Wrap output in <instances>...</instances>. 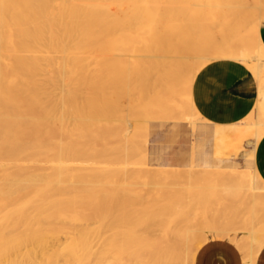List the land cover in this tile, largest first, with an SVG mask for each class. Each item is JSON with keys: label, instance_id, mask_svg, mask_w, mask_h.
Masks as SVG:
<instances>
[{"label": "bare ground", "instance_id": "bare-ground-1", "mask_svg": "<svg viewBox=\"0 0 264 264\" xmlns=\"http://www.w3.org/2000/svg\"><path fill=\"white\" fill-rule=\"evenodd\" d=\"M164 1L0 0V264H24L26 258L34 259L28 261V264H34L40 261H50L57 258L58 255L63 257L65 264H78L79 258L73 252L64 255L57 250V243L60 245L61 239L65 244L75 245L76 241L87 237L91 231H96L100 234L98 237H101L103 227L106 231L119 233L124 230L126 233V231L142 224L145 218L153 219L155 225L158 223L156 220L160 215H158L159 211L155 214L156 209H159H155L157 207L155 200L152 202L154 203V208H152L155 209L153 213H151L153 211L150 209L151 205L150 207L144 206L143 203L137 207V204L130 198L133 189L130 190L125 182H117L118 179L113 181L114 179L111 178V180L110 175H105L101 170H93V172L88 170L90 164V166L101 165L103 162L107 165L103 164V166L110 169L109 166L113 163H109L112 160L111 157L118 155L121 147L117 148L118 145H113L118 143L117 139L116 141H114L115 139L110 140L115 137L116 133H113L112 129L116 124L121 126L120 122L125 123V129L122 125L123 129L120 130L125 132L123 135L125 140L129 141V138L133 136H130L134 129L133 119L125 120L122 117L125 121L119 120L112 114V110H114L112 107L121 108L125 103L121 99L126 97L125 95H129L128 91H132L133 87L136 88L137 93L140 92L143 95L138 94L137 98L141 96L142 101L143 97L146 101L150 97L156 99L166 115L178 112L181 117L180 121L186 122L194 132L197 122L202 121V118L194 108L191 90L195 76L203 67L219 59L227 60L235 57L234 60L250 68L256 81H259L264 73V46L259 37V21L264 11V0H252V2L248 0H207L203 3L193 4V8L199 9L201 16L208 17L210 21L226 23L229 27L232 23L237 26L239 24L240 28L238 29H231L232 27L227 29L228 25H226L224 30L223 26L225 25L217 26L222 31L221 36L217 34V42L213 39L214 45L204 37V39H200L198 30L195 32L196 29H190V25L196 17H190V11L193 12V9L189 4L185 5L186 13L182 12L179 16L175 12L164 15L158 12ZM169 1L176 2V0ZM150 7L157 10L155 15L149 16L143 13L152 11ZM247 15L256 21L253 31L254 40L252 38L251 41L257 48H253L251 42H245L248 37L246 39L243 37L246 31L247 34L252 31L247 30L248 24H243L247 27L245 30V27L242 28L240 24L245 17H249ZM191 18L193 19L192 23L188 25L189 27L185 26L188 24L187 20ZM171 19L172 21H170ZM175 20L179 21L177 25L176 22H173ZM184 21L187 22L185 25H183ZM198 21L200 22L199 19ZM172 23L176 26L173 29L170 26ZM194 25L192 24V26ZM2 32L4 36H1ZM121 37H127L129 40L133 37L134 39L138 38L140 40H133L137 44L139 41L148 39L146 44L142 42V47L138 48L139 45L134 47L136 50L134 49L131 54L128 51L131 49L126 45V42L123 44L128 47L126 48L128 52L125 51L132 58L130 67L122 71L125 75L127 72L129 73L124 78L119 76L123 69L119 70L117 67L121 66L125 53L121 55L119 47L116 48V45L112 43L117 39L120 42ZM234 39H240L237 41L240 45L244 42L241 47L246 49L242 54V48L238 47L241 49L238 51V56H240L237 58L235 56L237 47H234L235 53L233 52L232 57L227 55V52L223 53L225 52L223 47L227 46V43L233 46L234 43H230V41H234ZM219 41L223 43L219 44ZM140 42L139 44H141ZM126 58L123 60L125 61ZM65 75H68L69 83L66 82L67 79H64ZM57 76L61 77L59 83ZM67 83L73 89L69 86L65 89ZM61 86L63 90L59 88ZM131 95H135V92ZM186 99L188 100L187 106H183V101ZM151 101L149 100L148 104L144 103V106L139 98L137 103H141L143 108L148 106V111L151 109L149 106ZM121 102L119 107L118 104ZM135 102H131L132 106L138 105ZM136 106V109L138 106L140 107V105ZM139 107L138 110H140ZM131 109L132 107L129 110L130 115ZM121 111L123 112L122 108ZM186 111L188 113L191 111V114L186 116ZM254 112L256 113L254 121L257 126L253 127L254 121L252 122L249 116L245 120L255 131L253 142L247 141L248 146H251L252 143L256 145L264 134V115L261 114L258 106L255 107ZM117 113L119 116H115L121 118L119 109ZM250 114L251 117H254L252 112ZM137 117L139 116L137 115ZM139 128L138 130H140ZM135 132L137 134V130ZM137 136L139 137V134ZM119 143L121 144V142ZM132 144H136V141ZM135 146L131 147L134 151L137 150ZM125 153L127 154V152ZM129 153L128 155L135 158L134 154ZM130 156L126 155L128 158ZM131 160L132 158H129V161ZM101 161L103 162L101 163ZM116 161L120 163L121 160ZM132 162L136 163V161ZM121 163L123 162L121 161ZM116 166L115 168H117ZM118 166L120 165L118 164ZM126 166L129 167V165ZM126 166L123 167L128 171ZM135 166L133 169L139 173L137 170H140L141 167L134 168ZM190 166L185 173L188 179L198 175L201 177V175L219 174L222 178H227L225 181H228L229 185L226 182L224 184L229 187H231L230 182L236 184L237 180L245 179L246 186L243 189L249 195L250 202L248 201V204L253 208L259 207L258 210L261 212L262 209L264 213V182L255 169H249V171L224 169L212 172L210 169L197 170L194 165ZM112 168L114 169L113 165H111ZM166 169L167 167L159 166L158 170L153 173L165 174ZM107 171L109 172V170ZM120 171L113 170L111 172L120 175ZM159 178L158 182L162 179ZM165 181L167 182V180ZM241 181L239 184L244 185ZM143 185L141 183L142 187ZM147 185L149 184L146 183ZM233 189L235 188L233 187ZM233 189L232 191H234ZM225 190L228 189L225 188ZM165 201L167 200L165 199ZM187 205L189 204L187 203ZM129 208L130 211L127 212ZM180 209L179 207V211ZM142 210H145L144 215L140 213ZM191 210L193 211V209ZM168 211L167 215L172 210L169 213ZM192 211H188L190 215ZM260 212L258 211V213ZM188 214L183 216L187 218ZM263 216L255 218L251 224L249 232H247L250 240L246 241L248 243L245 246L243 245L244 250L238 246L243 251L242 264H256V259L264 247L261 239L258 238L260 235L257 228L263 223ZM185 217L184 219L187 220L188 218ZM189 220L190 218L184 222L190 225ZM78 223L82 227L74 225H78ZM162 223L163 229L164 219ZM186 224L183 228L186 227ZM213 225L215 224L213 223ZM72 226L78 228H72ZM156 226L158 227V224ZM190 226L187 229L177 230L174 239L166 240V249L160 252L150 253L151 240L148 237H140L135 240L123 238L122 245L132 242L133 246L128 248V258L130 259L128 264H171L175 260L191 259L205 243L203 240L200 241V237L203 238L206 234L201 233V235L199 232L197 234V229ZM159 227L161 228V226ZM210 228H212L211 225ZM189 234L192 235L193 245L196 241L195 238L199 235V244L196 247L193 246L196 251H192L193 247L186 244ZM228 234L229 231L224 230L215 237L219 239L222 236L223 240V237H228ZM231 241L233 243V240ZM114 244L116 248L101 247L94 255V264L110 263V259L119 260L117 255L123 252L122 248L117 247L121 246L119 237L114 240ZM184 247L187 250L184 251ZM112 253L114 256L110 258ZM136 257L139 262L135 261ZM151 261L154 263H150Z\"/></svg>", "mask_w": 264, "mask_h": 264}, {"label": "rangeland", "instance_id": "rangeland-1", "mask_svg": "<svg viewBox=\"0 0 264 264\" xmlns=\"http://www.w3.org/2000/svg\"><path fill=\"white\" fill-rule=\"evenodd\" d=\"M179 1L180 0H176V2H174V1L173 2L169 1L168 2V0L167 1L165 0L164 3H162L161 6L159 7L161 10H158V12H160V13H162L164 15H169L171 12H175L179 16V15L182 14V12H185V13L187 12V10L185 9V5L189 4L190 8L193 9L192 10L193 12L190 11V17H192V18L196 17V18H194V22L193 23L191 22L193 20L192 18L187 20L188 21L187 25H185L187 23V22L185 23V21H186L185 20L183 22V25L188 26L191 23L193 25L195 24L196 26L195 25L192 26V24H191L190 25V29L191 28H192V30L196 29L195 32L198 30L197 33H198V37H200V39H202L204 37L205 40L208 39L207 41L214 45V41L217 42L218 35L220 34V36H221V31L222 30H219L220 28L218 29V27L225 25V26H223V29L225 30V27L228 24H226V23L222 24V22L220 23L219 21H215V20L210 21V20H208L209 19L208 17L206 18V17L201 16V12H200L199 9L193 8V4L203 3V2H206L207 0H191L192 4H190L191 1L187 2V0H182L181 3H178ZM248 1L252 2V0H248ZM168 5L170 6V8H169ZM187 7H189V6H187ZM182 8H184V9H182ZM150 9L152 11H147L148 13H146V11H145L143 13L145 15L148 14L149 16L151 14L155 15V13H157L156 9L153 8L154 9L153 10L151 7H150ZM149 12H151V13H149ZM198 13H200V14L198 15ZM197 16H198V19L200 20V22L198 21ZM247 16H249V15H247ZM246 18L247 17H245L243 19L244 22L247 21L246 23L241 21V23H240L241 27L242 28L245 27L244 30L248 27L247 30L248 31L252 30L251 32H252L253 35L251 34V32L249 34H247V31L245 32L243 30L242 32L243 33L245 32L244 33L245 36L243 34V37H245L244 39H246V37H248L245 40V42L249 41V42L252 43L253 41H251V39L253 38V40H254V32L253 31H254V28L256 27L255 26L256 21L251 16L248 17L249 19L248 18L246 19ZM196 20L198 21V23H196L197 22ZM170 21H172V19ZM173 22L174 23L176 22L175 23L176 25H177V22L179 23L178 20H175ZM263 23H264V21L261 22V25ZM216 24H219V25H216ZM243 24L244 25L248 24V25L246 27ZM170 26L173 29L175 25H173V23H172V24H170ZM213 28H215V29H213ZM230 28L231 29H238L240 27H239V24L237 26V24H235V23L233 24L232 23L230 25V27H229V25L227 27V29H230ZM204 30H205V32H204ZM199 32H201V33L199 34ZM246 34H247V36H246ZM1 36H4L3 32L1 34ZM220 36H219V38H220ZM121 38H120L122 40V41L120 40L121 43L119 42V39H117L116 41H112V43H114L116 45V48L119 47L118 49H119V52L121 53V55H123L125 53V55H123L125 57L122 56L123 58H122L121 66L117 67V68H119V70H120V68L123 69V70H121V72L119 71L120 72L119 76L124 78L125 76H127L128 72L126 71L127 73L125 75V73H122V71L127 70V68L130 67V65H131L130 63L132 61L131 60L132 58L130 57L131 55L129 56L127 52L129 51V54L133 53V51H134V49L136 48L137 45H139L138 48L142 47L141 45L146 44L148 39L145 38L147 41H143L141 39L142 41L141 42L139 41L141 44H139V42L137 44L133 40H135V39L137 41L140 40L138 38L134 39V37H133V38H130V40L127 37L126 38L125 37H121ZM213 39H214V41H213ZM237 41H240V39L239 40L234 39V41L231 40L230 43H234L233 46L231 44L227 43L228 45L223 47V51H225V52H223V51L222 52L223 53L227 52L226 54L232 57L233 54L235 53L234 51L236 50L238 52L242 48L241 45L244 43L243 42L240 45ZM241 41H244V40H241ZM125 42H126V45L129 47V49H131V50H128V51L126 50V48H128V47H126V45H123V44H125ZM142 42H143V44H142ZM219 42H220L219 44H221L222 41H219ZM132 44H134V45H132ZM254 46H255V44H253V48H257V47H254ZM132 47H133V49H132ZM227 47H229L228 48L229 50L227 49ZM230 47H231V51H230ZM234 47H237V48L241 47V48H238V49L235 48V50H234ZM224 48H226V49H224ZM243 48L241 49V52L246 50V49H243ZM228 52H230V53H228ZM237 52L235 53L236 58L240 56V55L238 56L239 52L238 53ZM244 53L245 52H243L242 54H244ZM126 57H128V58H126ZM125 58H126V60L124 61L123 59H125ZM233 58H235V57H232V58L227 59V60H234ZM219 60H226V59H219ZM126 61H128V62H126ZM234 61H236V60H234ZM125 64H127V65L124 66ZM247 69L251 72L250 68H247ZM251 74H252V72H251ZM60 78L61 77H58V83L60 81ZM64 79H67L66 82H68L70 80V79H68V75H65ZM195 80H196V78H195ZM64 82H65V80H64ZM122 82H125V81H122ZM68 83L66 84L65 89H67L66 87L69 86ZM122 84H120V85H122ZM128 84H130V83L128 82ZM60 85H61V83H60ZM60 85H58V86H60ZM124 85H125V83H124ZM194 85H195V81H194V84H193V91H194ZM69 87L73 89V87L71 85ZM59 88L62 89V86L59 87ZM130 88H132V86ZM130 88H129V90H131ZM133 88L134 89H132V91H128L129 95H125L126 97L121 99V101L123 100L122 102H125L126 105H124L125 103L122 104V102L118 104L119 107H120V104H122V106L124 107L123 108L121 106L123 112L121 111V108L117 107V109H116V108L112 107V109H114V110L116 109L117 111L119 109V113H120L121 118H118L117 116H115V115L119 116V114L117 113L116 110L115 111L112 110L113 113L111 112L114 115V117L119 119V120H124V119H122V117H123V118H125V120H127V119L132 120L133 119L132 123H133V121L135 122V123H133V126H134L135 130L133 129L134 130V131L132 130L133 134H130V136H132V135L133 136L131 138H129L130 139L129 141H128V139H126L128 142L123 137L125 132L123 130H122L123 132L120 131L121 128H122V125L124 126L125 123H121L120 122L121 126H117V124H116L114 129H112L113 133L115 132L116 134H114L115 137H112L110 140H112V139L114 140L115 139L114 141H116V139H117L118 143L121 142V144L120 143L118 144V143H115V142H114L115 144H113V143L112 144L115 145V146L118 145L117 148H119V146H121V147L119 148L120 149L119 154L116 155V156L111 157L112 160L114 158V161L111 160V162H109V163L111 164L112 162L114 163L116 160H121L123 163H121V161H120V163H119V161L118 162L116 161L114 164L112 163L111 165H113L114 169L113 168L112 169L114 171L115 170L120 171L122 169L123 172L120 171V175H118V173H117V175L112 174L113 170L111 169V165L107 163L108 165H110L109 166L110 169L106 168L105 166H107V165H105V162H103V161H101V163L103 162V164L105 166H103V164H101V165L100 164H94L93 166H90L91 165L90 164L88 170H90L92 172H93V170H101L105 175H110V179L111 178L114 179L113 181L118 179L117 182H125V184H127L130 187L129 188L130 190L133 189V190H131L132 191V196L130 198L132 199V201H134L135 204H137V207L143 205V203L145 204L144 206H149L150 207V205H151L150 209L153 210V211L150 210L151 213H153L156 208H159V209H156L157 211H155L156 212L155 214H157V212L159 211L158 215H160L159 216L160 218L158 217L157 220L155 219L158 222L157 223L158 227L156 226L157 224L155 225L153 219L150 220V219H147V218L144 219V222H142V224L135 226L130 231H126V233H124V230L120 231L119 233L106 231V229H103L104 228L103 227L102 228L101 237H98L100 234H98L96 231H91L87 235V237H83L82 239L80 238L79 241H76L75 245L65 244L64 241L61 239V236H60V239H61L62 243L60 245L57 243V246H56L57 250L61 251L62 254H64V255L67 254V253H72L73 252L74 255L78 256V258H79L80 262L78 264H94V255L101 249V247L106 248V249L107 248H116L114 246L115 245L114 244V240L117 237H119V239L121 240V246H117V247H120V248L123 249V252L117 255L118 256L117 258H119V260L116 261L114 259L113 260L110 259L109 260L110 263L106 262L104 264H128L130 262V259L128 258L129 257L128 256L129 255L128 254V248L133 247V246L131 244L132 242L128 243V245H125V244L122 245V242L124 241L123 238L127 237V240H135V239L140 238V237H148L151 240V245L149 247L150 253L151 252H156V251L160 252V251H163V250L166 249V244H165L166 240H168V239L173 240L174 239V237L176 236L175 233L178 232L177 230H179V229H181V230L187 229L188 226L191 225L190 226L191 228L195 227L197 229L196 230L197 234H198V232H199V234L204 233V234H206L205 236H207V237L203 236V238H204L203 239L202 236H201L200 237L201 240H200V239H198L199 238V235H198V237L195 238L196 241L194 240L195 243L193 245V242H191V236L192 235L189 234L186 244L188 243V245L190 247H193V246L196 247V245H198L199 242L202 241V240L205 242L204 244H206L210 240H222V238H221L222 236L219 237V239H218L217 237H215V235L218 236L217 234H219V232L227 230V231H229L228 237L224 236L223 240H225V241L229 242L230 244H232L233 246H235L236 249L238 250V252L240 253V255L243 257V251H241V249H239V248L241 247L243 249V245L245 246L248 243L246 241L250 240L249 235H248L249 233H247V232H249V228H250L251 224L255 221V218H258V217H261V216L264 215L263 210L261 208L260 209H261V212L263 214H260L261 212H260V210H258L259 207L258 208L257 207L253 208V207H251L248 204V201L250 202V200L248 198L249 195H247L248 193L245 192L244 189H243L246 186L245 179H239L240 181L241 180L243 181V182L241 181V183L242 184L244 183V185L239 184L240 181L237 180L238 181V182L236 181L237 185L234 184V182L233 183L230 182V186L231 187H229V186H227V185H229V184H227L228 181L227 182L225 181V180H227V178L225 177V179H224V177L222 178L219 174L201 175V177L198 175V176H194V178H192V179H188V178H186L185 173H186V170L191 167L190 165H193L194 162H197L201 158L202 153H204L205 151L209 152V158H210V161H212V164H215V165H233V166L225 167V168H213V169H210L212 172H214L215 170L217 171V170H224V169H235V170L249 171V169L250 170L253 169L252 168V164L248 163L245 159H243L242 152H238L237 154H234V152L228 151L227 147H226V146H228V142H225V143L223 142V144H218L217 143L216 144L217 146H216L213 143H210L207 140L203 139L202 137H198L197 134L194 133L195 130L193 132L186 122H182V120L180 121L181 117L178 115V112H174L173 114H167V115H166V113H163V111H162L163 109H162L161 105L157 102L156 99H152L150 97L149 100H152L150 102L151 104H149L151 109H149L150 112H149V110L147 111V109L149 107L147 106L146 108H143V105L145 106L144 103H146V102L148 104L149 100L146 101V99L143 97V101H142L141 100L142 97L140 96L139 97L140 98V102H142L143 105H141V103H137V101H139V98H137L138 94L139 95H142V94L140 92L137 93L136 90H135L136 88L135 87H133ZM133 91L135 92V95H131V94H134ZM137 91H139V90H137ZM125 93L128 94L127 92H125ZM193 94H194V92H193ZM127 96H129V97L127 98ZM130 98H132V99H130ZM144 99H145V101H144ZM135 100H137V101L135 102ZM186 100L183 101V106L188 103V100L187 101ZM133 101L135 102V104L137 103L138 105H140V107L137 105L140 110H138V107L136 105L135 106L137 107V109L135 108L134 105L132 106V103H134ZM130 107H132V109L130 111L131 115L129 113ZM142 108H143V110H141ZM135 110H136V112H135ZM254 111H255V108L252 111L253 114L255 113ZM114 112L117 113V114H115ZM186 112H187V113H185L186 116L191 114L190 113L191 111L189 113H188V111H186ZM136 113H138V114H136ZM141 113H143L144 115L141 114ZM149 114H150V117H149ZM253 114H252V116H254V117H251L250 116L251 114L249 115V117L251 118L252 122L254 121V118H256V113L254 115ZM261 114H263V113L261 112ZM135 115H136V117H135ZM137 115L140 117V119H138L139 117H137ZM141 115H142V117H141ZM151 115H153V116L151 117ZM126 116H128V117H126ZM148 117H149V119H148ZM153 117H155L156 119H154ZM157 121H159V122H157ZM200 122H201V120H199L197 122V124H199ZM146 123H147V125H146ZM255 124L256 123L254 121L253 122V127L257 126V124L256 125ZM117 127L119 128V130H118ZM138 128L140 130H138ZM124 129H125V126H124ZM136 130H137V134H135ZM138 134H139V137L137 136ZM133 137H134V139H133ZM132 141L133 142L136 141V144H132L133 143ZM135 145H137V146H135ZM134 146L137 149L136 151L137 152L139 151L140 154H142V156H140V154L138 155L139 152L137 153L136 151L131 149V147L133 148ZM213 147L215 149H217V147H219L221 152L220 153H216V150L213 149ZM126 149H127V151H125ZM143 150H144V152H143ZM125 152H127V154ZM129 152L134 154L135 158H134V156L128 155V154H130ZM135 152H136V154H135ZM126 155L130 156L129 158L130 159L132 158V160L129 161V158L126 157ZM143 155H144V157H143ZM138 157H140L141 159L139 158L140 159L139 160ZM219 158H221V159H219ZM219 160H222L223 162H219ZM132 161H136V163L139 164V166H137V164L135 162H132ZM164 161H169V164H171L170 167H167V169L165 171L166 173L165 174H155V173H153V172L158 170V167L160 166L159 164L164 162ZM116 163H118L120 166H118V164H116ZM133 163H134V165H136L134 168H138V167L140 168L141 167L140 170H137V171H139V173L136 172L135 169H133V166H134ZM143 163L145 164V166L147 168L145 166H143L144 165ZM121 164H122V166H121ZM115 165H117L116 166L117 168H115ZM126 165H129V167L126 166ZM123 166L124 167L126 166L128 168V171H127L126 168H125L126 169V171H125ZM103 167H105V168L103 169ZM118 167H121V168H118ZM195 168L197 170L203 169V168H199V167H195ZM142 169H143V171L141 172ZM105 170H106V172H105ZM107 170H109L110 173ZM124 171H125V173L129 172V173H131L133 175L131 176V174L128 175L127 173H126L127 174L126 175L124 173ZM144 171H145V174H144ZM141 173H143L144 175L143 174L141 175ZM178 173H179V175H181L180 177H179ZM166 174H167V176H166ZM125 175H126V177H124ZM155 175H157L158 177L155 176ZM168 175H169V177H168ZM127 176H130L131 178L127 177ZM163 176H165L166 178L163 177ZM159 177H161V178L163 177L164 178V179L163 178L161 179L162 182H161V180H160V182H158V180L160 179ZM123 178L125 179V181H124ZM175 179L178 180V182H176ZM193 179H194V182H193ZM165 180H167V182ZM200 180H201V182H200ZM147 181H150V182H147ZM155 181H157L158 183L155 182ZM168 181H170V182H168ZM174 181H175V183H174ZM224 182H226L227 185H225ZM141 183H142V185L144 184L143 187L141 186ZM146 183L149 184V185H147L148 187L146 186ZM169 183H170V185H168ZM192 184H194V185H192ZM199 184H201L202 186L199 185ZM173 186H174V188H173ZM224 187L226 189H228V190H225ZM233 187L235 189H233ZM232 189L235 192L232 191ZM242 191H243V194H242ZM228 192H229V194H228ZM231 192L233 193V195H232ZM173 193H175V195H173ZM234 193H237V194L234 195ZM165 194H167L168 196L165 195ZM225 194H226V196H225ZM240 194H242V195H240ZM236 195H239V196H236ZM243 195H244V198H243ZM224 196H225V198H224ZM230 196H231V198H229ZM133 199H137V200H133ZM165 199L167 201H165ZM138 200L142 201V202H139ZM154 200L158 203V205H156L157 203L155 202V206H157V207H155V209H153L154 208V203H152ZM146 201H147V203H146ZM167 202H169V203H167ZM187 203L189 205H187ZM176 204L177 205L179 204L180 206L179 205L177 206ZM163 207L164 208L167 207V208L164 209ZM174 207L178 211H179V207L181 209L178 212ZM173 209H175L176 212ZM191 209H193V211ZM129 211H130V208L127 210V212H129ZM167 211H168V213L171 211L170 214L167 215ZM188 211H190V212L192 211L191 215H190V212H188ZM212 211H214L215 214L212 213ZM258 211L260 213H258ZM140 213L142 215H144L145 214V210L140 211ZM187 213H189L187 218L188 219L190 218V220L188 221V222L191 223L190 225H187L184 222V221L188 220L185 216H183L184 214H187ZM163 214L165 216L166 215L167 216L165 217ZM207 216H209L208 219H207ZM184 217L187 220H185ZM263 218H264V216H263ZM163 219H164L165 225L163 226V229H162V224H163L162 220ZM160 220H161V222H160ZM198 221H200V222H198ZM159 223H161V225H159ZM213 223L215 225H213ZM185 224H186V227L183 228V226ZM262 224H263V226H262ZM74 225L79 227L81 224L78 223V225L77 224H74ZM210 225H211L212 228H210ZM76 226H72V228L73 227L75 228ZM159 226H161V228ZM260 226L258 225V227H257L259 229V235H260V236H258V238L261 239L260 241L262 242V244H264V241H263L264 240V221H263V223H261ZM78 227H76V228H78ZM81 227H82V225H81ZM230 229H231V231H230ZM244 229H245V231H244ZM103 230H104V232H103ZM213 230H214V232H213ZM205 231H207V232H205ZM244 234H245V236H244ZM230 239L233 240V243H232V241ZM238 246H239V248H238ZM194 247L191 249L192 251L193 250L196 251V249H194ZM185 250H187L186 247H184V251ZM184 251H183V253H184ZM198 251H197V253H198ZM109 252H111V250H109ZM197 253H194V256L191 259L183 258L181 260H175L171 264H195V258H196ZM109 255H111V254H109ZM113 256L114 255L112 253V256L110 258H112ZM29 259H30V261L34 260V259H31V258H29ZM29 259L26 258V261H25L24 264H28ZM138 260L139 259H137V257H136L135 261L139 262ZM150 263H154V262L151 261ZM15 264H20V263H15ZM34 264H65V261H64L63 257L58 255L57 258H53L50 261L49 260L48 261H40V262H35ZM73 264H77V263H73Z\"/></svg>", "mask_w": 264, "mask_h": 264}, {"label": "crops", "instance_id": "crops-1", "mask_svg": "<svg viewBox=\"0 0 264 264\" xmlns=\"http://www.w3.org/2000/svg\"><path fill=\"white\" fill-rule=\"evenodd\" d=\"M262 21L264 12L259 21V37L264 46ZM195 78L191 98L202 121L196 125L194 133L214 145L228 142L227 150L234 154L242 152L243 159L252 164V168L264 181V135L256 145L252 143L248 146L247 141L253 142L255 131L245 122L256 106L264 114V73L259 81H256L242 63L234 60H217L203 67ZM215 150L216 153L221 152L219 147ZM159 165L171 166L169 161ZM193 165L203 169L233 166L212 164L208 151L202 153L201 158ZM242 262V256L236 247L225 240L208 241L199 249L195 258V264H242ZM256 264H264V247L256 259Z\"/></svg>", "mask_w": 264, "mask_h": 264}]
</instances>
